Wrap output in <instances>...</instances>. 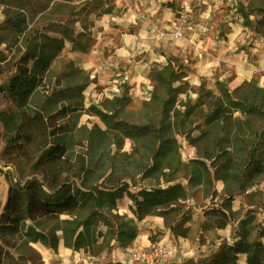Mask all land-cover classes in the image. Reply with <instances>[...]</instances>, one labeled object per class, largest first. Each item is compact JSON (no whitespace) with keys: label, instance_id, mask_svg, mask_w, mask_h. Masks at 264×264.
<instances>
[{"label":"crops","instance_id":"1","mask_svg":"<svg viewBox=\"0 0 264 264\" xmlns=\"http://www.w3.org/2000/svg\"><path fill=\"white\" fill-rule=\"evenodd\" d=\"M56 4L65 5L67 10L58 12L59 7L51 11ZM191 5V17L182 30V37L173 33L175 0H0V26H4L6 13L20 11L25 16L26 34L39 26V32L48 37L63 39L45 81L49 76L51 93L74 85L81 87L76 96L62 101L81 108L72 114L84 115L85 121L79 120L75 127L85 125L88 117H95L93 123L102 131L103 138L97 141L96 137L87 147L91 148L86 155L89 162H98L101 147L107 145L110 154L121 153L128 159L136 156L146 160L148 168L167 151L169 144L177 147L184 161L210 162L214 156L201 157L198 152L206 146L207 139L220 131L221 122L212 116L208 105V101H213L209 95L219 96L218 87L238 94V88L250 82L256 88H264V35L243 26L238 0H191ZM55 65L56 71L49 74ZM62 101L56 104L61 106ZM90 106L106 113L112 125L117 121L124 123V133L132 126L145 127L147 132L140 136L153 134L149 135L147 152H137L139 144L135 135L122 134L120 143L115 145L109 137L114 129L89 111ZM163 112L168 115L165 120ZM70 115L66 113L57 119ZM166 128L173 131L170 140L161 137ZM131 177L125 179L130 193L180 183L186 196L158 207L163 210L161 214H147L137 219L132 212L134 203L124 193L117 200L116 211L133 218L138 229L129 245L120 246L112 238L108 246L91 250L73 249L64 245L62 239L55 248L36 241L31 243L38 257L36 263L142 264L127 262L129 250L145 249L158 242L175 251L164 264H194L193 260L209 256L223 240L228 239L230 243L238 239L234 234L231 237L232 228L238 229V221L234 225L228 220L219 228L211 215L202 211H238V192L218 194L219 201L214 199L216 203L201 208L193 194L197 185L186 184L188 179L178 181L160 176L163 180L155 185L135 183ZM144 179L153 177L145 176L141 181ZM221 187L222 184L217 188ZM210 198L205 197V205ZM182 208L184 214L190 212L185 220L180 214ZM195 219L205 222L209 228L194 229L189 221ZM200 236L206 239V245L198 244ZM0 264H3L2 252Z\"/></svg>","mask_w":264,"mask_h":264},{"label":"rangeland","instance_id":"2","mask_svg":"<svg viewBox=\"0 0 264 264\" xmlns=\"http://www.w3.org/2000/svg\"><path fill=\"white\" fill-rule=\"evenodd\" d=\"M58 8V12L67 10L65 5L56 4L51 11ZM238 13L243 26L264 35V0H238ZM36 22L38 20L34 21V25ZM38 28L39 26L35 27L37 30ZM16 35L9 28L0 26V85L12 73L11 63L16 59L15 51L19 47ZM56 65L50 69L49 74L56 71ZM49 79L48 76L44 88L36 90L31 96L29 105L21 114L18 127L8 142L3 137L0 123V252L3 253V264H37L38 257L31 246L33 241L30 240L35 231L54 232L61 236L58 228L62 226V220L74 210L59 207L53 211L45 199L55 193L46 183L55 175L57 181L65 176L71 178L75 170L69 167L70 164L71 167L76 165L77 152L83 153L81 151L84 149L85 153L82 155L87 160V151L91 149L87 147L96 137L97 141L103 138L102 131L93 123L95 117H88L87 123L81 127H75V124L79 120L85 121L84 115L75 113L70 117L57 119L60 106L52 98ZM218 92L219 96L209 95L213 101H208V105L211 109L216 101L222 105L225 113L219 120V133L207 139L202 151L198 150L201 157L204 154L214 156L210 162L203 161L204 167L196 169L191 161L182 160L174 144H169L167 151L155 158L148 168L146 160H140L136 156L128 159L121 153L110 154V149L104 145L101 147L99 161L95 162L98 167L87 182L97 181L101 186H110L116 184V179L119 178L122 179L119 183H127L125 179L132 176L131 181L135 183L157 185L161 183V177L178 181L188 179L185 180L186 184L197 185L193 194L201 208L219 201L216 197L218 194L226 192L234 195L238 192V211L225 213L218 209L222 212V217L218 218L220 213L218 216L211 215L212 220L219 219V228H223L226 222L233 221L230 224L235 225L238 221V229L234 230V227L231 232V237L238 236V239L230 243L228 239L223 240L209 256L192 262L264 264V88H256L250 82L242 84L238 88V94L227 92L222 87H218ZM4 105V98L0 94V109ZM163 115L165 120L168 115L165 112ZM62 130L65 132L62 133ZM122 134L121 130H112L109 137L116 145L120 143ZM149 135L153 134L138 136L137 152L145 154L150 148ZM161 137L172 139L171 128L163 130ZM209 141H212L211 144ZM200 148L201 146L198 147ZM256 162L259 163V170L253 168ZM145 176L153 179L141 181ZM30 180L42 183V190L25 189L24 185ZM221 184V189H218ZM208 196L211 198L209 204L205 205V197L207 199ZM75 201L74 198H67L64 207ZM212 210L202 209L207 212ZM183 211L185 213L182 208L180 214L185 220L190 217V212L184 214ZM109 221V226L102 225L101 229H113L115 223ZM189 222L194 229L198 226L197 230L202 225L197 219ZM180 232L183 233V229ZM206 242L203 236L198 238V244L206 245ZM234 244L237 245V255L231 254L229 250ZM103 246L93 245L90 249L97 250Z\"/></svg>","mask_w":264,"mask_h":264},{"label":"trees","instance_id":"3","mask_svg":"<svg viewBox=\"0 0 264 264\" xmlns=\"http://www.w3.org/2000/svg\"><path fill=\"white\" fill-rule=\"evenodd\" d=\"M3 25V28H9L17 34L19 44L15 51L16 59L11 63L12 73L8 76L6 82L0 85V94L5 101L4 107L0 109V123L3 129V137L8 142L17 129L21 114L27 109L31 96L36 90L44 88L46 73L62 48L63 39L48 37L41 32L39 33L37 29L26 34L25 16L20 11L6 13ZM80 90V86L74 85L51 94L55 102H59L76 96ZM63 101L58 109L57 118L65 116L66 113L72 114L77 110H81V108L70 104H63ZM214 102L211 108L212 116L221 121L225 109L216 101ZM88 110L98 116L110 128L123 132L125 126L121 121H117L112 125L110 117L106 113L91 106L88 107ZM129 128L123 134L140 136L147 132L146 128L141 126ZM76 156V165L71 167L70 164L69 167L75 170L71 178L65 176L61 181H57L55 175L46 183V186L55 193L54 196L45 199V202L50 205L53 211L59 209V207L74 210L68 215L69 217L62 220V226L58 228L61 231V236L54 232L35 231L30 239L31 241H38L55 248L59 239L62 238L64 245L73 249H90L93 245L103 244L108 246L110 240L114 238L120 246H127L136 237L138 229L133 218L125 217L116 211L117 200L124 193L132 199L135 206L132 212L137 219L147 214H161L163 210L157 209L158 207L166 206L171 201L186 196L185 189L180 183H175L166 188L140 189L136 194L128 191L127 183H119L122 181L121 178L116 179V184L110 186H101L97 181L88 183L87 180L97 169L98 163L89 162L81 153H77ZM191 164L196 169L205 166L203 161L197 159L192 160ZM253 168L259 170V163H254ZM42 186V183L34 180H30L24 185L28 191H41ZM70 197L76 200L75 203L64 207L66 199ZM219 213L220 211L216 209L208 212L209 215L216 216ZM222 216L221 212L218 218ZM109 220L115 223V227L113 229H108V227L105 230L101 229L102 225L109 226ZM207 227L209 228L203 222L201 230ZM229 250L231 254L237 255V245L234 244Z\"/></svg>","mask_w":264,"mask_h":264},{"label":"built area","instance_id":"4","mask_svg":"<svg viewBox=\"0 0 264 264\" xmlns=\"http://www.w3.org/2000/svg\"><path fill=\"white\" fill-rule=\"evenodd\" d=\"M176 8V22L174 36L182 37V30L186 27L190 20L192 13L191 0H175ZM175 251L172 247L153 242L145 249H130L127 256L128 263H142V264H164L171 257Z\"/></svg>","mask_w":264,"mask_h":264}]
</instances>
